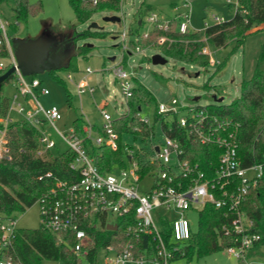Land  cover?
I'll return each mask as SVG.
<instances>
[{"label": "built area", "instance_id": "built-area-1", "mask_svg": "<svg viewBox=\"0 0 264 264\" xmlns=\"http://www.w3.org/2000/svg\"><path fill=\"white\" fill-rule=\"evenodd\" d=\"M90 1L98 5L109 0ZM124 1L120 0V7ZM238 3L236 0V6ZM183 5L186 9L177 15L180 19L184 18L179 23V30L185 33L193 30L189 26V0H184ZM147 19L152 22V25L161 28L169 27L170 19H160L155 12H151ZM212 19L213 22L223 20L218 15H213ZM209 24L211 22L206 21L205 27ZM6 27L7 22L0 16V31L5 47L9 50L8 61L0 58V68L6 67L7 64L15 67L13 80L18 93L11 97L6 115L0 116V123L3 124L0 127V159L10 155L6 129L8 124L17 117L25 119L38 130L41 147L37 150V156L43 158V150L48 151L57 147L53 139L54 132L60 135L66 146L75 152L69 166L75 171L77 178L65 180L56 177L53 184L37 199L40 204L42 228L61 234L62 232L71 233L76 240L72 247L73 251L78 255H86L91 236L83 227L85 222L94 223L98 220V223H95L100 224L103 220L106 226L110 223L118 225L117 220L120 217L133 212L136 224L134 227L130 225L128 232L137 235L139 232L154 233L158 238L156 253L149 259L135 256L132 242H128L120 252L115 251L113 246H108L104 251L114 253V258L109 259V264H167L174 255L166 246L161 234V230L165 227L164 223L167 222L171 227L173 241L188 240L192 229L185 212L195 209L197 205H201L202 209L206 203L211 202L216 207L228 206L235 210L232 229L238 234L239 243L226 248L236 258L245 261L249 259V252L260 236L248 231L250 219L239 209V205L248 191L257 186L263 177L264 162H253L247 165L243 163L238 152V122L219 121L216 116L210 118L207 111L197 107V104L188 107L183 113L178 105L159 102L157 120L164 122V117L177 115L178 124L186 129L191 138L198 137L202 142H215L223 150L219 156L215 175L209 177L204 171L198 170L197 165L193 166L187 158H184L185 149L178 136L169 134L163 127L164 139L156 142L155 130L151 129L147 136L152 153L149 160L159 162L164 170H150L154 182L149 190L142 191L138 186L142 178L138 154H135L131 144L127 151L130 168L127 171L121 170L120 176L111 171L102 172L88 150L90 144L107 145L112 148L121 145L119 142L122 137L115 130L114 120L106 110L105 104L99 107L103 121L99 132H96L90 123L83 125L82 135L77 132L75 125L68 127L65 132L59 130L56 127V121L62 117L59 108L45 107L39 101V95L49 94V89L43 85L42 80L34 76L31 80L26 79V73L18 66ZM128 35L127 30L121 32L123 49L127 52L129 47L125 42ZM164 37H160L161 43L167 39ZM135 50L143 52L140 46H135ZM203 52L212 54L207 47ZM113 70L122 94L131 99L134 93L132 75L120 63H116ZM86 72H92L90 66L87 67ZM68 79L75 82L80 98L85 93L94 94L95 86L89 83L87 76L76 82L72 74H68ZM208 118L211 120H207ZM141 120L150 126L148 118L141 117ZM212 122L215 123V127L212 126ZM171 128L169 126V129ZM124 180L127 184L123 182ZM159 209L164 211V215L160 216ZM167 212H173L174 215L168 217ZM19 228L15 215L8 216L0 213V264H22L20 258L14 254V239ZM176 248L174 246V249Z\"/></svg>", "mask_w": 264, "mask_h": 264}, {"label": "trees", "instance_id": "trees-1", "mask_svg": "<svg viewBox=\"0 0 264 264\" xmlns=\"http://www.w3.org/2000/svg\"><path fill=\"white\" fill-rule=\"evenodd\" d=\"M238 6L233 11L229 19L220 22H212L204 29L206 40L215 47L224 46L230 41V37L236 34L237 46L245 43V38L252 28H258L257 32L264 31V0H238ZM74 9L76 19L79 23L86 22L93 12L98 9L110 8L119 9L120 0H109L98 5L90 0H70ZM153 9L152 4L143 0L137 10L136 21L143 22V14ZM39 10L38 6L30 3L29 0H16L13 7L15 23L19 24L28 18L30 12ZM179 17L170 19L168 28H161L152 25L150 32L146 35L140 33L139 29L134 31L138 42L146 40L152 42L151 45L158 47L164 56L178 58L191 63L207 65L210 62L208 54L198 51L204 45L205 40L195 31L182 33L179 30ZM130 32V31H129ZM133 32V30H132ZM131 32V34H132ZM99 34L98 31L91 32L89 29L78 34V37ZM165 36L167 39L159 43V37ZM10 37V35H9ZM77 38V36H76ZM186 38L195 40L186 43ZM0 58L6 59L7 48L0 31ZM71 39H75L72 37ZM71 39H69L71 41ZM171 39V40H170ZM13 48L18 43L10 37ZM82 51H74L67 61L58 68L71 67L77 69V65L72 63V58ZM0 68V75L8 68ZM56 67H50L51 72H56ZM247 64L243 67V77L240 83V95L228 104H197V107L204 109L210 118L216 116L220 121L238 122V152L245 165L253 162H264V39L259 45L255 60L252 63L250 72ZM13 73L2 83L0 88V116L6 115L10 99L2 93L5 82L13 81ZM138 92V93H137ZM135 99L138 101L135 103ZM149 103L155 100L154 94L141 83L134 85V93L129 100L131 109L123 113L118 118L113 119L115 130L120 137L132 134L139 138L143 145L139 148L137 155L140 174L142 177L150 170H161L163 166L157 162L149 160L150 146L147 136L153 127L144 123L138 113L142 101ZM146 100V101H145ZM158 106V102H157ZM156 119L159 114L156 113ZM170 124L163 123L165 130L178 136L185 149L184 158L195 166L198 170L204 171L209 177L215 175L218 166L219 156L222 147L215 142H202L198 137L191 138L186 129L177 122V115L173 116ZM208 118L207 120H211ZM215 127V123L212 122ZM3 124L0 123V127ZM79 134H83L84 120L78 117L74 124ZM169 126L172 128L169 129ZM100 128H94L99 132ZM6 136L10 147L9 157L0 159V213L5 215H15L16 212L25 210L44 193L55 180L56 177L65 180H74L77 175L69 166V162L74 158V153L70 148L58 149L50 152L48 158L37 156V150L41 147L39 132L28 121L23 118H14L6 129ZM121 143V140L120 142ZM96 148L99 152L95 155ZM88 150L94 157L95 164L102 172L112 169L113 161L123 162L121 145L112 148L107 145L95 146L90 144ZM142 154V155H141ZM50 173L49 175H47ZM239 209L250 219L249 232L258 234L260 238L254 243L249 252V256L259 254L261 246L264 244V175L257 186L248 191V194L239 205ZM236 212L228 206L216 207L211 202L199 211V229L191 232L188 240L173 241L171 237V227L165 222V227L161 230L166 246L172 251V259L185 257L191 260L193 256H203L212 251L238 244V234L233 231L232 219ZM98 223V220L95 221ZM84 223V228L91 236V242L87 248L86 255H78L73 251L75 238L71 233H57L39 226L38 228H19L14 239V254L20 258L22 264H42L44 260H56L63 264H80L81 257H86L92 264H96L97 256L108 246H113L115 251L120 252L128 242L134 243L133 253L135 256L150 258L156 253L158 238L154 233L128 232V227L136 224L133 212L117 220L118 228L110 230L102 220L100 224ZM226 228H225V227ZM227 229V230H226ZM228 231V232H227ZM174 246L177 248L174 249Z\"/></svg>", "mask_w": 264, "mask_h": 264}, {"label": "rangeland", "instance_id": "rangeland-1", "mask_svg": "<svg viewBox=\"0 0 264 264\" xmlns=\"http://www.w3.org/2000/svg\"><path fill=\"white\" fill-rule=\"evenodd\" d=\"M142 1L125 0L117 10L98 9L86 22L79 23L70 0H29L33 5L38 6L39 10L30 12L26 20L16 24L13 12L16 0H0L1 19L7 22L8 35L19 45L13 50L15 53L19 51L21 42L26 41L23 45V54L30 65H40L51 56V64L58 68L74 51H82L72 58V63L77 65V69L63 67L56 69L53 73L49 67H44L37 72L26 74L27 80H31L34 76L42 80L43 85L49 89V94L39 95V101L45 107L57 106L59 108L62 115L61 119L56 121V127L59 130L65 132L78 117L84 119L85 124H92L95 129L102 128L103 121L99 109L101 104H105L106 110L113 119L131 109L130 99L122 94L120 85L115 80L113 67L116 63L123 65L132 75L134 85L141 83L154 94L155 100L149 103L142 101L139 114L140 117L148 118L150 121V126L155 130L156 142L164 139L163 121L157 120L155 116L157 102L178 105V108L185 113L184 110L194 104H228L240 95V83L244 75L243 67L247 64V68L249 67L247 72H250L259 45L264 39V31L257 32L258 28H252L245 38V43L240 46H237V35L233 34L230 41L221 47L213 46L206 40L203 33L205 22L212 23L213 15L229 19L236 8V0H231V2L228 0H189V26L193 31L199 32L200 39L205 40L198 52L209 55L210 62L207 65L191 63L170 56H167L166 63L154 64L151 57L155 53H161L160 49L151 45L152 42H148V38L144 41L141 38L139 44L134 31L139 29L141 34L150 32L152 22L147 18L151 12H155L160 19L169 20L186 8L183 5L184 0H145L152 4L153 9L143 14V22L139 24L136 16ZM110 15H118L121 20L113 22L104 19L105 16ZM92 22H96L98 26L90 27ZM88 29L91 32L98 31L99 34L78 37L79 33ZM123 30L130 31L125 42L129 47L128 52L123 49L121 38ZM72 37L75 39H71ZM184 40L186 43H193L195 38ZM135 46H140L143 52L136 51ZM205 47L212 54L203 52ZM5 61H8V58ZM88 66L92 69L91 73L86 72ZM68 74H72L76 82L87 76L89 83L95 86L94 94L85 93L80 98L75 82L68 79ZM15 84L14 80L5 82L2 93L9 98L17 94L18 89ZM215 94L219 98L222 97V100H216ZM137 101L138 99H135L134 102ZM173 118L175 117L166 116L164 120L170 124ZM53 139L57 147L48 151L43 150V158H48L52 151L67 148L60 135L55 132ZM130 144L135 154L139 153V148L143 145L142 141L132 134L123 135L121 138L123 162L113 161L110 170L112 173L120 176L121 170L127 171L130 168L127 152ZM98 152L99 149L96 148L95 155ZM123 182L127 184L126 180ZM153 182L151 172H146V175L139 181V189L149 190ZM200 209L201 205H197L195 209L185 212L193 231L199 229ZM158 212L160 216L164 215L163 210L159 209ZM166 214L168 217L174 215L173 212ZM15 217L17 226L20 228H38L41 222L39 202L16 212ZM260 251L259 254L249 257L248 264H264V244ZM110 258H114L113 252L102 251L97 256L96 264H109ZM247 261L236 258L228 252L226 247H222L203 256H193L190 261L185 257H180L171 259L167 264H247ZM42 264L63 263L56 260H44ZM80 264L92 263L86 257H81Z\"/></svg>", "mask_w": 264, "mask_h": 264}, {"label": "water", "instance_id": "water-1", "mask_svg": "<svg viewBox=\"0 0 264 264\" xmlns=\"http://www.w3.org/2000/svg\"><path fill=\"white\" fill-rule=\"evenodd\" d=\"M105 20H108V21H113V22H116V21H120L121 20V17L118 16V15H110V16H105L104 17ZM98 24L96 22H92L90 24V27H97ZM26 42V41H24ZM24 42H21V45H20V50L19 51H16L15 55L17 57V60H18V66L21 68V70L24 72V73H33V72H37L39 69H42L44 67H55L51 64V56L45 60L44 62H42L40 65H30L29 61L26 60V58L24 57V54H23V45H24ZM19 46V45H18ZM114 59V57H113ZM152 59V62L154 64H159V63H166L167 62V56H164L163 54L161 53H155L152 55L151 57ZM14 66H11L10 68H8V70H6L3 74L0 75V88H1V85L3 83V81L13 73L14 71ZM214 98L216 100H222V97H218V95H214ZM198 99V97L196 98ZM107 228L110 229L111 231L112 230H116L118 228V225L117 224H108L107 225Z\"/></svg>", "mask_w": 264, "mask_h": 264}, {"label": "crops", "instance_id": "crops-1", "mask_svg": "<svg viewBox=\"0 0 264 264\" xmlns=\"http://www.w3.org/2000/svg\"><path fill=\"white\" fill-rule=\"evenodd\" d=\"M84 120V119H83ZM85 121V120H84ZM87 122V121H86ZM85 124V123H84Z\"/></svg>", "mask_w": 264, "mask_h": 264}]
</instances>
